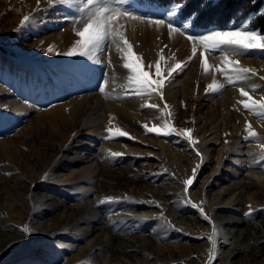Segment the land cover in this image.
<instances>
[{
  "label": "rangeland",
  "instance_id": "1",
  "mask_svg": "<svg viewBox=\"0 0 264 264\" xmlns=\"http://www.w3.org/2000/svg\"><path fill=\"white\" fill-rule=\"evenodd\" d=\"M177 3L181 9L172 22L180 32L170 33L167 23L121 20L133 59L139 57L144 70L154 74L160 61L166 76L176 63L187 62L161 99L131 93L130 73L115 43L92 59L56 55L73 46L86 20L75 5L0 0V221L11 223L16 235H0V248L16 239L15 245L19 235L27 240L1 254L0 264H123L122 241L107 234L94 256L88 243L89 225L115 214L130 218L120 224L140 228L133 239L140 264H209L213 255V264H264V243L257 241L264 236L262 225L251 236H239L236 248L249 256L234 254L229 262L222 251L235 248L224 238L234 224L222 220L240 218L239 227L264 224V117L243 107L240 101L247 98L239 91L264 102V52L230 54L256 75L229 83L217 71L223 54L206 53L205 72L203 49L193 57L187 38L245 22L264 33V0H130L127 7L155 19ZM26 15L30 19L21 27ZM214 81L223 87L206 92ZM151 104L158 107L146 106ZM166 121L179 130L192 129L198 143L146 133L144 125ZM247 124L257 137H248ZM108 127L132 138L108 139ZM110 152L123 155L113 159ZM193 169L197 175L186 192L183 182ZM239 179L243 185H235ZM85 197L93 208L86 207ZM107 197L114 201L101 204ZM58 202L66 207H57ZM25 226L31 235L22 232Z\"/></svg>",
  "mask_w": 264,
  "mask_h": 264
},
{
  "label": "snow or ice",
  "instance_id": "2",
  "mask_svg": "<svg viewBox=\"0 0 264 264\" xmlns=\"http://www.w3.org/2000/svg\"><path fill=\"white\" fill-rule=\"evenodd\" d=\"M61 2L75 5L77 10L86 17V20L83 23L82 29L75 33L79 38L74 42L73 46L63 53L57 52L56 55H63L68 58L92 59L97 52L105 53L109 42L115 43L123 54V59L125 61L123 67L130 73L127 80L132 94L149 97L153 94H158L160 98L163 99V89L166 84L171 82L174 75L183 72L184 68L187 66V62L176 63L173 67L167 70L166 76L162 73L160 61H157L156 63L154 74L150 71L144 70L137 63L140 58L137 57L136 59H133V46L126 39L124 25L121 23V20L127 19L141 21L147 20L149 23H154L156 25L167 23L170 33L180 32L182 29L176 27L172 22L173 18L177 16L181 9L179 3H177L173 9L167 11L162 18L153 19L152 17L137 15L130 11L127 7L130 4V0H61ZM29 19V16H24L21 21V27H23ZM188 27L189 25L187 23L183 25V29H187ZM187 38L192 42L193 57L195 56L198 47L203 49V52L201 53V66L205 72L209 69L206 53L220 52L223 54V65L217 68V71H219L229 83L246 81L249 76L256 75L254 69L241 67L239 66L238 60L234 61L229 58L230 54L245 55L252 51L264 52V33L259 29L250 28L247 22L237 28L211 30L206 34L188 35ZM47 51L52 53L53 48L49 47ZM163 59L164 57L161 56L160 60ZM191 59L192 57H189V61ZM98 62L99 61H97V63ZM150 67L151 66H149V68ZM260 79L264 80V77H261ZM222 87L223 85H219L214 81L207 86L206 92L216 93L220 91ZM256 87H258V85L253 87V91L256 90ZM98 90L103 93L104 87L99 86ZM239 91L241 96L247 98L240 101L243 107L254 115L264 117V102H258L253 99L249 92L245 91L244 88H240ZM146 106L151 108L158 107V105L155 104ZM165 107H168L166 103ZM169 116H171V113H169ZM144 128L146 133H155L165 137L175 135L177 137L186 138L192 145L198 143V141L192 136V129L179 130L173 127L168 121L160 126L153 125L149 127L148 125H144ZM246 131L249 138L258 136L250 124L246 125ZM106 132L108 134L106 138L108 139L122 136L129 137L130 139L132 138L129 133L119 128L114 129L113 127H108ZM260 146L261 148H264V144H261ZM197 154L199 155V153ZM109 155L111 158L116 159L121 157L123 153L110 152ZM7 175H11V173H8ZM196 175V169H193L192 177L183 182L186 192L194 183ZM113 201L114 198L107 197L101 200L100 203H112ZM192 206L196 207L194 204ZM201 212H203V209H201ZM248 214H251V208ZM21 230L25 234H32L28 226L23 227ZM213 236H216L215 230L213 231ZM215 243V240H213L214 252ZM214 258L215 256L213 255L209 260V264H213Z\"/></svg>",
  "mask_w": 264,
  "mask_h": 264
},
{
  "label": "bare ground",
  "instance_id": "3",
  "mask_svg": "<svg viewBox=\"0 0 264 264\" xmlns=\"http://www.w3.org/2000/svg\"><path fill=\"white\" fill-rule=\"evenodd\" d=\"M239 184L243 185V179H239V181L235 185H239ZM85 198H86V203H85L86 207L93 208L94 205L92 206V204L89 202L90 197H85ZM56 205L59 208L66 207V204L64 202H58ZM127 208L128 207L125 206L122 210H125ZM218 208H220V207L218 206ZM216 217L219 218V217H221V215H218ZM106 218H108V219L106 220ZM103 219H104L103 221L89 225V227H91V229L89 228L90 229L89 232L91 233V235H88V237L92 236L90 239H88L89 247H90V249H92L91 254L93 255L96 252L95 255H98L97 252L99 251V246L101 245L100 243L103 242V240H105L107 234H109L110 240L122 241V243L120 244V247H121L120 251L121 252L123 251L126 254V257H125L126 259L120 260L119 262H123V264H140L137 261L138 259L134 258L136 256V254H134V253L138 254V252L141 253V251L138 250L139 247H137L135 245V242H134L135 240H133L135 238V234L140 232V228L136 229V227H134L131 223L120 224L121 222L129 221V219H130L127 216L121 215V214L106 215V217H104ZM184 219H185V217H184ZM241 220L242 219L236 218V217H231L230 220H228L227 222H224L222 220L223 223L234 224L233 226H231L229 228L228 234L224 238L232 240L231 244L234 245L235 248H232L231 250L224 248L225 250L224 249L222 250L223 255L225 256V259L228 260L229 262H230V259L232 258V256L234 254H237V255L242 254L243 256H245V255L249 256V255H247V253H248L247 250L242 251V250H238L236 248L237 243L241 240V238L239 236L241 234H244V233L248 234V236H251V234L254 233L255 230H259L261 228V225L264 227V224H258V223H245L243 227H239V223L241 222ZM118 224H120V225H118ZM11 229H13L11 226V223H8L5 220L0 221V235H5L8 237H16V235L13 234L14 232L11 233ZM113 233H114V237L112 236ZM22 238H24L22 235L17 236V239L19 241L16 242L15 245H12V244L15 242L16 239L7 242L3 247L0 248V255L3 253H5V254L8 253L14 247H17V246L22 247L24 244H26L27 240H24ZM263 239H264V236L260 237L257 241H263V243H264ZM259 248H261V247H259ZM112 250L114 253L117 251L120 252L117 247H114ZM127 252L130 254H127ZM127 255H128V258H127ZM129 258H131L133 261L130 260Z\"/></svg>",
  "mask_w": 264,
  "mask_h": 264
}]
</instances>
